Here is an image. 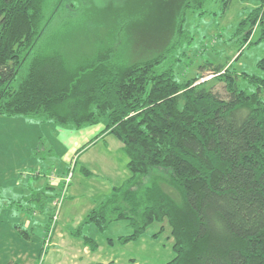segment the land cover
Listing matches in <instances>:
<instances>
[{"label": "trees", "instance_id": "obj_1", "mask_svg": "<svg viewBox=\"0 0 264 264\" xmlns=\"http://www.w3.org/2000/svg\"><path fill=\"white\" fill-rule=\"evenodd\" d=\"M55 1L0 0V116L76 130L105 123L91 142L104 134L122 142L130 177L74 235L95 252L87 224L104 233L126 221L132 232L118 238L126 245L167 223L175 256L166 264H264V78L210 62L185 80L175 69L187 12L206 13L213 0H185L175 39L156 56L126 59V39L111 30L74 63L61 52ZM242 1L254 5L237 25L239 56L257 29L264 41V0ZM206 69L223 93L211 78L200 82ZM240 77L257 91L240 88Z\"/></svg>", "mask_w": 264, "mask_h": 264}, {"label": "rangeland", "instance_id": "obj_2", "mask_svg": "<svg viewBox=\"0 0 264 264\" xmlns=\"http://www.w3.org/2000/svg\"><path fill=\"white\" fill-rule=\"evenodd\" d=\"M184 1L56 0L54 8L58 4L56 28L62 34L61 52L70 63L86 59L100 40L103 41L113 30L128 43L126 59L144 60L156 56L175 39ZM253 5L242 0H231L229 4L226 0H213L206 13L190 9L183 25L185 37L175 53L176 58H180L175 68L177 77L180 80L191 78L200 73L201 66L210 62L231 66L239 74L264 78V69L258 67V62L264 58V41L258 42L260 29L253 33L251 44L246 45L239 56L241 38L236 33L237 25ZM210 73L209 69L201 72L205 78H209ZM207 85L224 92V83L217 78H211ZM238 85L257 91L255 85L241 77ZM262 94L264 97V91ZM104 126L105 123L76 130L40 117L0 116V264L4 258L13 255L4 251L5 245L11 249L19 246L16 242L17 225H22L24 218L38 220V224H33L34 231H29L32 240L41 236L44 220L55 214L50 204L57 199V190L64 191L63 175H67L70 169L74 176L69 184L80 180L85 199L87 193L94 191V187H90L92 181L99 183L100 192H94L100 195L107 190L103 188L121 186L129 176L128 157L120 148L118 139H99L95 145H89ZM50 184L55 186L54 190L48 188ZM70 186L64 194L65 202L70 198ZM167 191L173 194L171 190ZM177 200H180L179 196ZM84 232L102 244L101 257L97 256L102 261L115 253L124 264L130 259L141 264H166L175 256L167 223L152 224L142 237L126 245L114 239L131 234L126 221L113 224L104 233L94 225ZM111 238L116 248L108 250V244L114 245ZM42 263L43 259L38 260V264Z\"/></svg>", "mask_w": 264, "mask_h": 264}, {"label": "crops", "instance_id": "obj_3", "mask_svg": "<svg viewBox=\"0 0 264 264\" xmlns=\"http://www.w3.org/2000/svg\"><path fill=\"white\" fill-rule=\"evenodd\" d=\"M111 138H114V136L109 135V134H104L98 139H95L89 145H92V144L95 145L99 141V139L109 140ZM120 148L123 150L122 142H121ZM64 176L66 175H63V177ZM129 177H130V173H129V176L122 182V184ZM38 186H39V182L36 183V188ZM81 186L83 187L82 182L80 180L76 183L75 182L72 183V185L70 186L71 187L70 188V198L67 199L66 202L64 198V194L66 191L63 192L62 189L61 191L57 190L56 196H55L57 199L54 198L56 199L55 202L60 200L62 201V203L59 208V213L57 216L54 233L50 240V244L45 252L42 250V247H43V243L46 238V235H47L46 234L47 226L51 218L48 217L47 219L44 220L45 222L44 231L40 237H35L36 238L35 241L32 240L31 234L29 233V231L31 232L34 231L33 224L34 225L38 224V220L34 221V220H28L24 218L22 225H17V228L19 229V233L16 235L17 236L16 242L17 244H19V246L17 248L11 249L7 245H5L4 251L6 253H11L13 255L6 259L3 257L4 261L2 263L7 264L9 262L13 264L15 262L17 263L21 262L23 264H38V260L40 261L43 259L42 264H78L81 261H82L81 264H110L111 262L118 263V264H124L121 262L123 261L122 258L115 255V253H113V255H110V256L107 255L108 258L103 259L102 261V258H97V256L101 257L100 254L103 248L102 244L98 243L99 244L98 250L93 252L90 250L88 246H86L82 237H78L74 235V231L76 230L75 228H78L82 225L88 213L94 208H96L100 203H102L100 202L102 199L106 201V199H108L110 195L112 194L114 187H118V185L110 186V187L107 186V188H103L104 190L107 189L105 192L101 193L100 195H95V192H100L101 189L99 187L100 185L98 182L92 181L90 187H94L95 192L93 191V192L87 193L86 199L84 196H82L83 190L81 191L80 189ZM48 188L50 190H54L55 186L53 184H50L48 185ZM31 190L33 191V188H31ZM53 204L54 202L50 204V207H52L55 212V207ZM29 211L32 212L33 211L32 208H30ZM58 221H60L59 224H58ZM116 223L117 222H114L113 224H116ZM91 225L93 224H87L83 226L84 227L83 230L86 231L87 228L88 230H90ZM118 238H114V239L116 240ZM113 244L114 245H109V244L107 245L108 246L107 248H109L108 250H110V248H116V244L114 243V240H113ZM132 260H135L137 264H141L136 259H130L127 264H129Z\"/></svg>", "mask_w": 264, "mask_h": 264}, {"label": "built area", "instance_id": "obj_4", "mask_svg": "<svg viewBox=\"0 0 264 264\" xmlns=\"http://www.w3.org/2000/svg\"><path fill=\"white\" fill-rule=\"evenodd\" d=\"M213 75H211L209 78H203L201 79L200 82H204L210 78H212ZM72 177H73V174H72V170H70V172L63 177V180L65 181V187H64V191L65 192L69 186V183L71 182L72 180ZM62 200V199H61ZM62 201L58 200L56 202H54V207H55V214L53 215V219H52V223L50 225V228H49V231L46 233V238L44 240V243H43V247H42V250L45 252L46 249L48 248L49 244H50V240L52 238V235L54 233V230H55V224H56V221H57V216H58V213H59V208H60V205H61ZM56 210H57V214H56Z\"/></svg>", "mask_w": 264, "mask_h": 264}]
</instances>
